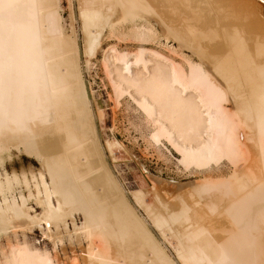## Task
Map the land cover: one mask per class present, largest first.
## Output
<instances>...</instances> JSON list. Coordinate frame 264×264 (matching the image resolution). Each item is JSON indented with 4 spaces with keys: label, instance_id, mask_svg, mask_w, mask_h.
Returning a JSON list of instances; mask_svg holds the SVG:
<instances>
[{
    "label": "bare ground",
    "instance_id": "1",
    "mask_svg": "<svg viewBox=\"0 0 264 264\" xmlns=\"http://www.w3.org/2000/svg\"><path fill=\"white\" fill-rule=\"evenodd\" d=\"M226 1L78 4L88 59L104 32L113 38L131 34L141 44L133 53L108 47L103 67L116 102L129 95L151 121L152 141L167 143L186 169L233 165L229 176L190 184L199 201L194 208L181 201L178 209L152 213L143 191L132 192L155 228L172 231L181 264H264V14L258 13L264 0H243L256 38L237 28L241 19L231 20L236 27L229 23L235 10L229 14ZM62 21L57 0H0V238L7 239L0 264H67L27 239L35 226L57 253L58 244L63 254L70 250L65 258L71 264H176L104 161L74 25L68 35ZM94 27H100L96 38ZM160 38L171 55L145 47ZM106 142L109 150L113 144ZM15 152L38 160L40 169L8 173L5 165ZM17 189H23L18 197ZM30 199L41 207L39 214H30ZM211 216L227 224L218 233L204 222Z\"/></svg>",
    "mask_w": 264,
    "mask_h": 264
},
{
    "label": "rangeland",
    "instance_id": "2",
    "mask_svg": "<svg viewBox=\"0 0 264 264\" xmlns=\"http://www.w3.org/2000/svg\"><path fill=\"white\" fill-rule=\"evenodd\" d=\"M57 1L59 12L63 20V32L68 35H75V37H73L77 42L76 44L78 48L79 58L78 63L80 66L82 79L91 107L94 108L98 117L95 118L94 122L95 133L99 140V144L101 145L100 147L104 161L107 163L111 175H113L114 179L124 190L126 198L128 199V201H131L130 204L133 206L136 213L145 220L147 227L151 230L161 247L164 248V251L171 257L172 260L175 261L176 264H181L177 258V241L175 236L172 234V231L168 230V228L165 227L161 228V230L155 228L151 218L146 214L144 209L140 206L138 207V205L134 203L132 199V192L134 193L138 190L143 191L145 195V197L143 196L144 202L147 205L148 210H152V213L155 211H162L164 207L169 209H178V207L180 208V206H182H179V204H183V202H185L186 205L188 204L190 207L192 206L194 208L197 205L196 203H198L199 201L196 202L197 198L194 195H191L192 192L190 184L193 182L198 183L197 181H211L216 180L219 177L224 178L226 176H229L233 172V165L231 163H228L227 161H222L218 166H212V168H210L211 170L207 169L208 171H200L194 168L186 169L184 168V166H182V164H179L180 162H178L180 160L179 154L176 153L167 143L163 141V144H156L154 141H152L150 134H152L151 132H153V126L151 125V121L145 118L146 116L143 113V110L141 111V109L136 105V103L133 102L129 95H123L122 97H120V99H117L118 101L116 102L112 83L109 80L108 76H105L107 74L105 73V69L103 67L104 53L111 46H115L117 51H120L121 53H133L139 47H141V44L135 42L131 34H127L125 36H120V34H118V37H116V39L115 37L113 38V36L108 37V33L104 32L102 36L103 39L101 40L102 42L100 43V48L98 49L96 55L93 54V56L88 59L84 54V28L80 23V16H78L79 0ZM227 1L229 4L227 3ZM227 1L225 7L227 5L226 10L229 12V14H231L232 10H235V18H231L229 20V23L231 24L234 20L237 21L238 19H241L237 22L238 24H240L239 26H237V28H239L240 31L242 30L241 32L244 33V35L246 34L248 38L249 36L256 38V31H253L255 33L254 34L252 32V28L250 27V19L246 14H244V1ZM230 4L233 5L229 6ZM228 6L230 7L229 10ZM259 9L260 10H258V13L261 12L263 15L264 2L261 4ZM236 13L241 14L237 19L236 16L239 15ZM72 17L74 18V22H72ZM259 18L262 19L260 15ZM231 20L233 21L231 22ZM70 25H74L72 26L74 27L73 34L71 33L73 28L71 29ZM232 25L235 26V24L233 23ZM98 28L100 29V27ZM98 28L94 27L90 29L92 37L96 38L98 36ZM160 39L151 42V44L149 43L148 45H145V47L149 49L159 50L164 54L169 55L170 53L168 52V50L161 45L162 42L165 43V40L161 39L160 43ZM170 44L173 47L176 46L173 42H168L167 45L171 46ZM95 48L98 47L95 46L93 49L95 50ZM93 49L91 50V52L94 51ZM106 141H108V143L112 142L110 144L113 145L110 147L111 150H109L113 154H109L110 152L106 146ZM117 142L119 144H117ZM110 157L114 159L112 160V158ZM80 158L83 160L82 161L81 159H77L79 161L81 160L80 163H83L84 160H86L85 156H80ZM5 166L8 173H11L12 171H16L19 173L22 167H32L35 171H38V169H40L38 160L31 156L29 157L24 153H21L20 155V153L18 152H15V154H13L11 161H7ZM1 174L4 175V172L1 171ZM88 178L90 179V176ZM149 179L153 181V189L151 188L152 185L150 184L151 181ZM95 184L96 183H93L92 185ZM102 188L103 185L100 184H96V187L93 186V189H95V191H97L98 193V190H100L101 193L103 192L104 189L102 190ZM23 189L16 190V197H18L19 190L22 191ZM24 190L22 191V193L25 197H27L28 193L26 192V190ZM35 195L37 196L36 192ZM190 196H192L193 198ZM194 197L196 198V200ZM27 206L29 208L31 207L29 210L31 215H37L39 214V212H41V207L39 205L37 206L33 199H30L27 202ZM73 218L76 226L80 227L82 224L81 222L83 221L81 215L77 213ZM204 219L207 227H209L210 230L212 229L213 232L214 230H216L215 232L218 233L220 228H223L227 225L224 219L220 216H211L210 219L209 217H206ZM68 226L69 231H71L72 233L73 227L71 220H68ZM27 239L34 244L38 242V244H36L37 247H40L41 249H47L49 252H51V254H55L58 260L61 258L59 261L71 264V262H68L69 260H66L65 258L66 254H68V256L71 255L69 254L70 250H65V253H67L63 254L64 250L62 249V245L58 244L56 248V250L58 249L57 253L53 249L51 242L47 239H43L41 232L37 226L33 228L32 233H28ZM6 240L7 239L5 237L0 238V245H2L4 248L7 247ZM19 240H22L21 236H19ZM66 244L67 241H65L64 245ZM64 248L66 249V246ZM58 255L60 258L58 257Z\"/></svg>",
    "mask_w": 264,
    "mask_h": 264
}]
</instances>
